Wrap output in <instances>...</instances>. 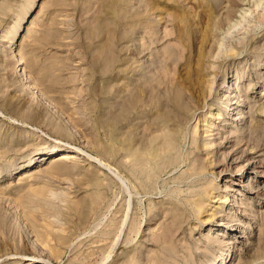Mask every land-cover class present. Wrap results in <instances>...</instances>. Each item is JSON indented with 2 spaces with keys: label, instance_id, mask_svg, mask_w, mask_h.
I'll return each instance as SVG.
<instances>
[{
  "label": "rangeland",
  "instance_id": "obj_1",
  "mask_svg": "<svg viewBox=\"0 0 264 264\" xmlns=\"http://www.w3.org/2000/svg\"><path fill=\"white\" fill-rule=\"evenodd\" d=\"M263 13L264 0H0V264H264L263 150L227 137L264 121ZM196 79L213 87L200 107ZM178 96L192 111L174 123ZM59 145L79 157L40 156ZM209 183L177 258H150L165 214Z\"/></svg>",
  "mask_w": 264,
  "mask_h": 264
},
{
  "label": "bare ground",
  "instance_id": "obj_2",
  "mask_svg": "<svg viewBox=\"0 0 264 264\" xmlns=\"http://www.w3.org/2000/svg\"><path fill=\"white\" fill-rule=\"evenodd\" d=\"M32 23H33V20H32V22H30L28 27H30L32 25ZM18 62L19 63H23L24 62L22 60V57L19 56ZM210 82H211V80L208 81V82H206L205 80H199V81L197 80L196 81V84H197L196 87H199L200 93L199 94H195L196 92H195L194 87H193V89L191 91L192 97H197V98L199 97V99L202 100L200 103H198V107H200L202 102H204V101H206L208 99V96H209V94L212 91V88H213L212 87V82L211 83ZM147 90H148L147 86L142 85L141 87H138V91L137 92H134L131 95H129L130 96V102H131L133 107H135L136 105L138 106L139 104L142 103V99L146 95ZM196 90H198V89L196 88ZM233 90H236V88L233 89ZM231 102H234V101L231 100ZM169 103H170V101H169ZM129 107H131V106L129 105ZM228 107H229V109L232 108V106H228ZM175 108L177 109V111L175 112V115L173 114V116L171 118V120L174 123H181L182 120L185 119V117L189 116L191 114V111H192V108L189 106L188 102L185 101L184 98H182V96H178L177 97ZM233 108H236V107H233ZM181 113H183V114H181ZM227 113H230V111H227ZM260 115H264V109L260 113ZM251 116L253 118L255 116H257L255 111L251 112ZM249 121L250 122L246 124V129L241 130L240 132H237V133L236 132L231 133V135H229L227 137L234 138L236 144L246 143V144L251 145L256 150H263L262 154H264V121L261 120V119H256V120L251 119ZM162 138H163V142H164V147H166L168 149H171L173 147V144L171 143L172 134H170V133L166 134L165 133L164 135H162ZM55 151H61L62 152L60 154V159H63V160H74V159L79 157V154H78L79 152L68 150L67 148H65V146H60V145L59 146L49 147V148L48 147H44L41 150V152H40V153H42V154H40V156L44 155V154L49 155L50 153L55 152ZM130 154H131V152H130ZM129 157H130V155H129ZM142 160L145 161L144 158ZM167 162H169V161H167ZM202 166H203V164H202ZM204 168L200 167V169L196 170V172L197 173H202V172H204L206 170ZM145 171H146V169H145ZM28 174L29 173L28 172L26 173V171H25V172H23L21 177H26V176H28ZM209 185H211V184L210 183L207 184L204 188L201 187V188L193 189L192 191H190L189 195H195L196 194V195H199V197H196V198H193V199H187V202H186L187 204H183V205L177 204L176 205L178 211H173V212L169 211V212H167V214H165L168 217V219L160 227L162 230L157 232V233L155 232L153 234V236L151 237V239L156 242L155 244H160L159 245V250L160 251L155 252V255L153 254L151 257L147 256L148 258L150 257V258L159 259V257L162 256V255H164V256L170 255V256H173V258H177L179 247H178V245L176 243V237H175L176 233H177V231L180 228L183 227L184 223L187 222L192 215L199 216L203 212L204 206L202 205L200 199L202 197H205L206 193H209V189H210ZM187 194H188V192H187ZM261 221H262L261 232L263 234L262 240L264 242V215L261 218ZM210 245H213V244L212 243L208 244V246H210ZM184 252L186 253V256L191 255V254H194V255L196 254V252L194 250H190V249L185 250ZM201 253H204V252H201ZM200 255H202V254H200ZM136 262L137 261L135 259H132V260L129 261L128 264H136ZM173 263H174V261H173Z\"/></svg>",
  "mask_w": 264,
  "mask_h": 264
}]
</instances>
